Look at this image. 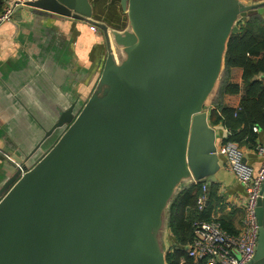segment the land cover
Instances as JSON below:
<instances>
[{
    "label": "water",
    "instance_id": "water-1",
    "mask_svg": "<svg viewBox=\"0 0 264 264\" xmlns=\"http://www.w3.org/2000/svg\"><path fill=\"white\" fill-rule=\"evenodd\" d=\"M120 5L121 29L92 19L88 0L16 8L102 29L107 55L86 102L62 112L23 160H9L0 264H167L173 200L188 185L216 182L224 168L208 113L227 42L240 21L264 15V1ZM256 215L257 244L246 264H264V183Z\"/></svg>",
    "mask_w": 264,
    "mask_h": 264
},
{
    "label": "crops",
    "instance_id": "crops-1",
    "mask_svg": "<svg viewBox=\"0 0 264 264\" xmlns=\"http://www.w3.org/2000/svg\"><path fill=\"white\" fill-rule=\"evenodd\" d=\"M242 1L254 4L264 0ZM88 2L92 19L109 27L106 18L113 23L122 21L108 13L111 0ZM19 11L11 21L0 24V187L13 173L11 157L23 160L62 112L71 105L76 111L86 102L107 55L102 29L91 30L92 24L70 16H49L26 8ZM216 130L217 140L221 139L225 130ZM258 139L264 144V132ZM244 153L245 161L257 169L258 155L248 150ZM223 167L216 182L206 181L216 190L210 200L211 218L239 232L244 189Z\"/></svg>",
    "mask_w": 264,
    "mask_h": 264
},
{
    "label": "trees",
    "instance_id": "trees-1",
    "mask_svg": "<svg viewBox=\"0 0 264 264\" xmlns=\"http://www.w3.org/2000/svg\"><path fill=\"white\" fill-rule=\"evenodd\" d=\"M4 6L5 0H0V13ZM111 6L108 13L118 15L122 21L113 23L107 18L105 21L121 29L126 15L121 17L120 0H111ZM208 120L215 129H227L228 133L223 131L221 139L236 142L243 150L255 152L256 146L262 144L258 138L264 132V19L257 14L240 21L238 31L231 34L227 42L224 70ZM203 184L208 187L207 201L202 210H198L197 199L202 194ZM215 192L213 184L203 181L177 194L168 218L171 246L166 254L167 264H204L203 260L189 257L186 248L193 238L194 221L212 220L210 200ZM217 221L229 234L238 233L224 221Z\"/></svg>",
    "mask_w": 264,
    "mask_h": 264
},
{
    "label": "built area",
    "instance_id": "built-area-1",
    "mask_svg": "<svg viewBox=\"0 0 264 264\" xmlns=\"http://www.w3.org/2000/svg\"><path fill=\"white\" fill-rule=\"evenodd\" d=\"M27 1L32 0H5L0 24L11 21L17 6ZM90 29L95 30L96 27L90 25ZM224 130L228 133L227 129ZM216 146L225 168L244 189L242 226L237 234H229L217 220L194 221L193 238L186 248L187 254L195 261L203 260L204 264H246L254 255L258 239L256 207L264 183V145L258 144L255 148L259 157L257 169L244 160V150L236 142L218 139ZM207 189V185L203 184L202 194L197 199L198 210H202L207 201Z\"/></svg>",
    "mask_w": 264,
    "mask_h": 264
}]
</instances>
